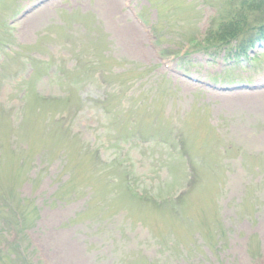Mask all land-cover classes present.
<instances>
[{"label": "rangeland", "instance_id": "obj_1", "mask_svg": "<svg viewBox=\"0 0 264 264\" xmlns=\"http://www.w3.org/2000/svg\"><path fill=\"white\" fill-rule=\"evenodd\" d=\"M242 1L0 0V229L9 199L26 230L0 264H264V46L235 50L264 26L220 37Z\"/></svg>", "mask_w": 264, "mask_h": 264}, {"label": "trees", "instance_id": "obj_2", "mask_svg": "<svg viewBox=\"0 0 264 264\" xmlns=\"http://www.w3.org/2000/svg\"><path fill=\"white\" fill-rule=\"evenodd\" d=\"M249 11H253V15L250 18V23L253 25H257L256 27H260L259 29H262V27L264 26V0H243L240 6V9L238 10V18L241 15V18L239 20L238 23L234 24V22H231V24L228 26V28L226 29H220V37H222L223 39H226L225 42L229 43L233 40H236L240 37H242L243 32L240 31L238 28H240V26H242L244 21L246 20V16L249 13ZM229 24V23H228ZM234 24V25H232ZM249 24V23H248ZM259 36V35H257ZM224 41V40H222ZM250 42L247 43H239L238 47H236V49L238 50V53H242L243 51H246L249 46ZM253 45V44H251ZM245 53V52H244ZM57 101V99H55ZM51 100H45L46 103H49ZM61 103L62 100H59L57 102ZM61 114V113H60ZM58 118H60V123L65 124L67 119H69V117L64 113L63 115L61 114ZM61 125V124H58ZM62 129L64 128V126H62ZM62 129L60 130L61 132ZM69 132L68 128H65V132ZM70 135V134H69ZM134 195L135 197L139 198V195L136 193V190L134 188ZM141 199L146 200V198H144L142 195H140ZM163 203H166V201H164ZM19 206V205H18ZM11 214L12 219L15 221L16 225H17V231H18V238L15 240V242L9 246L7 252H4L1 254L0 258L5 259L6 257H11L14 256V259L17 258V262L18 261H26V257L25 255H23L22 251V247L25 244V241L22 237V233H24L26 230H24L23 227V220H22V215L20 213V211L18 210V207H14L12 208V210H10L9 212ZM0 219H1V214H0ZM2 230H4V227H2ZM13 252L11 255L10 253ZM2 259V261H3ZM13 259V260H14Z\"/></svg>", "mask_w": 264, "mask_h": 264}]
</instances>
